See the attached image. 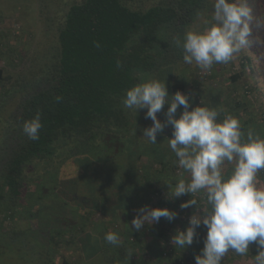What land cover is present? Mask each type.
<instances>
[{"label": "trees", "instance_id": "1", "mask_svg": "<svg viewBox=\"0 0 264 264\" xmlns=\"http://www.w3.org/2000/svg\"><path fill=\"white\" fill-rule=\"evenodd\" d=\"M0 4L15 9L32 6L37 27L32 34L33 48H17L0 67V109L5 98L21 96L15 112L4 122L0 140V209L15 216L21 207L30 217L34 207L40 209L41 202L48 199L58 208L78 207L89 216L100 213L106 221L118 211L127 212L132 221L143 206L140 191L144 190L153 193L154 199L157 196V202L148 199V207H166L178 214L171 222L161 218L149 227L159 242L141 243L147 231L144 226L132 235L133 243L125 238L115 246L112 259L109 246L101 245L97 254L104 253L106 264H129L135 249L142 247L161 262L175 234L170 223L183 230L205 201L195 197L198 207L181 209L186 200L168 197L167 180L175 183L174 176L179 177L181 169L168 147L172 127H165L157 144L148 143L141 136L152 121L142 109L136 114L125 108L123 98L127 89L151 78L165 79L170 95L191 85L184 69L190 65L183 62L182 49L174 40L182 39L186 30L198 28L202 19L211 18L213 0H0ZM203 76L216 78L214 73ZM241 78V73L231 76L234 82ZM167 108L165 104L157 114L162 122L167 119ZM181 111L178 108L177 117ZM38 112L43 127L39 140L31 141L23 133V122ZM69 160L78 167L75 179H66ZM80 187L90 196L77 194ZM111 188L116 200L109 207ZM87 221L68 224L76 231L74 241L79 231L94 240L108 231L102 224L100 234H91L86 230ZM131 227L129 224L127 230ZM203 227L197 228L191 245L196 251L203 248ZM57 231L61 236L62 228ZM12 233L13 242L21 247L24 231L13 229ZM56 237L52 235V239ZM255 254L256 246L250 245L248 255ZM172 262L180 264L176 257Z\"/></svg>", "mask_w": 264, "mask_h": 264}, {"label": "clouds", "instance_id": "2", "mask_svg": "<svg viewBox=\"0 0 264 264\" xmlns=\"http://www.w3.org/2000/svg\"><path fill=\"white\" fill-rule=\"evenodd\" d=\"M253 25L264 27L249 0H213L211 18L205 26L186 30L174 44L182 49L185 64L210 71L214 65L230 63L257 43ZM165 104L167 119L162 122L157 114ZM123 105L136 114L139 109L147 110L145 118L152 124L143 129L141 137L148 143L157 144V135L163 134L166 126L172 127L168 147L183 172L175 184L166 183L168 197L189 194L191 199L181 203V209L196 208L195 197H205L199 213L189 217L183 230L176 229L172 245L180 249L192 245L197 228L203 224L207 232L195 264H222L229 251L247 256L253 244L256 254L252 264H264V183L258 175L264 171V134L252 127L245 129L238 116L222 108L201 101L192 107L187 93L176 91L170 95L165 79L151 78L127 89ZM178 108L182 111L177 117ZM42 127L38 112L23 122L22 130L29 140L37 141ZM226 163L232 165L230 171H226ZM177 215L166 207L145 205L137 209L131 225L140 231L145 224L150 226L161 218L171 222ZM104 240L114 246L121 243L119 234L113 231L107 232Z\"/></svg>", "mask_w": 264, "mask_h": 264}, {"label": "rangeland", "instance_id": "3", "mask_svg": "<svg viewBox=\"0 0 264 264\" xmlns=\"http://www.w3.org/2000/svg\"><path fill=\"white\" fill-rule=\"evenodd\" d=\"M249 2L258 20L264 23V0H249ZM14 7L9 8V6L0 4V67L5 65L6 57H11L17 48H33L35 40L32 35L34 34L33 31L37 30L35 9L32 6H19L16 9ZM206 21L202 19L201 23L205 24ZM201 23L198 24L200 28L203 27ZM253 36L257 43L252 48L243 50L228 64L214 65L210 71H202L195 65H190V68H184L187 69L186 73L191 85H188L189 87L183 92L189 94L192 107L201 101L205 105L222 108L226 113L238 116L245 129L252 127L264 134V27L253 25ZM205 73L209 76L214 73L216 78L208 79L203 76ZM238 73L242 74V78L235 82L232 81L231 76ZM2 96L5 97L4 95ZM20 98V95H15L4 100L5 104L0 109V140H2L4 134V122H7L10 115L15 112ZM146 111V109H142L141 113L145 116ZM157 137L163 138L160 134ZM0 151L2 152L3 149H0ZM142 161L145 163L146 157ZM145 166H148L147 162ZM231 167L232 165H227L226 163V171H230ZM65 168L70 169V175L66 179H75L77 177L78 167L73 163V160H69ZM181 172L183 170L180 169L179 174ZM258 175L261 183H264V171H261ZM184 176L188 178V173H184ZM174 178L177 180L179 177L174 176ZM167 181L175 184L172 181ZM83 183L81 181V186ZM34 187L35 184L30 187L32 191ZM84 189L85 187H80L76 193L84 197L86 195L90 196V193L84 192ZM115 192L113 188L109 190L108 195L112 196L109 207L114 205L112 202L116 200ZM140 196L143 206L147 205L148 199H153L157 202V196L154 199L155 195L153 193L147 194L146 191L142 190L140 191ZM196 197H199L200 201H205V197L202 194ZM180 198L181 201H187L190 195L185 194ZM57 205L60 206V204ZM63 206L61 205L58 208L51 200H43L41 207H39L40 209L34 207V214L30 213V217L27 215L26 210L21 209V207L17 208L15 216L0 209V264H64L65 260H67L68 264H106L104 253L101 251L100 254H97V252L101 245L109 246L110 251L108 250L107 252L110 257L114 256L115 246L106 243L102 239L107 232H117L121 242H124L125 238H129L132 243L135 241L132 235L137 231L132 227L127 230V227L131 224V221L127 218V212L118 211L116 215H112L109 221H106L100 213L89 216L85 210H81L78 207ZM170 208L172 209V207ZM135 209V207L133 210L131 209L129 215L135 212ZM59 211L62 214H57ZM198 213L199 211L196 214ZM65 219H67V222ZM82 219L89 220L87 221L86 230L91 234H100L99 230L104 228L108 231L103 234L102 238L96 237V240L83 231L82 233L79 231L78 239L74 241L73 234L76 231L74 228H69L68 224L73 223V221L80 223ZM102 224L106 226L100 228L99 225L102 226ZM170 225L174 232L177 228L180 229V226L178 227L175 223H170ZM144 226L147 231L141 236V243L146 244L151 241L153 244L155 242L158 243L159 240L155 239L153 233L149 231L151 225L145 224ZM59 228H62L63 231L61 236H59V231H57ZM13 229L17 232L24 231V239H20L21 247H17L15 242H13ZM204 231L205 234L201 233L202 239L206 236L207 229L205 227H203L202 232ZM52 235H57V237L52 239ZM71 240L72 242H70ZM58 241L60 243L55 244ZM102 241L105 244H100ZM171 246L173 247L172 244ZM195 251V247L191 245L185 249L177 247L174 248L171 259L167 261L162 259L160 262L153 256L154 254H149L145 248L141 247L140 250L135 249L134 255L129 259V264H132V262L133 264H144L147 262L150 264H174L172 261L175 260V257L185 260L186 264H190L191 261L192 264L191 252L194 254ZM253 257L249 255L239 256L235 252L229 251L222 264H252ZM193 264H195V260Z\"/></svg>", "mask_w": 264, "mask_h": 264}, {"label": "built area", "instance_id": "4", "mask_svg": "<svg viewBox=\"0 0 264 264\" xmlns=\"http://www.w3.org/2000/svg\"><path fill=\"white\" fill-rule=\"evenodd\" d=\"M171 241H169V248L166 250V251H164V253H163V257H164V259H170L171 257H172V255H173V247L171 246ZM172 247V248H171ZM175 248V247H174ZM179 263L180 264H186V261L185 260H182V259H179Z\"/></svg>", "mask_w": 264, "mask_h": 264}, {"label": "crops", "instance_id": "5", "mask_svg": "<svg viewBox=\"0 0 264 264\" xmlns=\"http://www.w3.org/2000/svg\"><path fill=\"white\" fill-rule=\"evenodd\" d=\"M201 233H202V234H205V231H204V232L201 231ZM200 251H201V250L199 249V250H197L194 254L191 255V259H193V260H192V264L194 263L195 256L198 255V254H200ZM151 263H152V262H151ZM149 264H150V263H149ZM190 264H191V261H190Z\"/></svg>", "mask_w": 264, "mask_h": 264}]
</instances>
